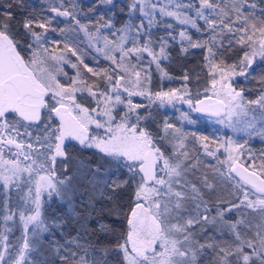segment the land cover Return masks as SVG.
Segmentation results:
<instances>
[{
    "label": "snow or ice",
    "instance_id": "snow-or-ice-1",
    "mask_svg": "<svg viewBox=\"0 0 264 264\" xmlns=\"http://www.w3.org/2000/svg\"><path fill=\"white\" fill-rule=\"evenodd\" d=\"M99 4L111 6L107 18L84 13L82 22L75 0L67 7L49 0L44 14L25 0L0 3V264H35L32 253L44 234L63 236L68 228L76 235L63 245L51 240L59 264H109L113 253L116 264H264V150L253 153L232 139L202 145L226 166V173L214 171L234 189V202L210 205L205 196L215 186L207 174L199 187L188 179L199 160L184 150L186 134L167 120L157 132L147 126L153 106L184 103L264 142V114L259 126L255 118L232 120L249 105L264 109V92L246 101L244 90L233 86L234 77L254 76L257 60L264 65V7H258L264 0H127L118 10L122 19L116 0ZM58 18H68L67 25L58 27ZM77 31L86 35L88 53L73 42ZM174 44L183 55L206 50L210 85L202 98L187 86L153 90V66L172 79L162 61ZM236 47L240 53L226 63L223 54ZM101 59L107 67H98ZM72 142L104 162L88 170L92 179L82 192L57 173L58 160L67 172ZM13 193H24L15 204ZM249 211L259 213L258 223L245 219ZM17 221L21 242L10 244L9 222Z\"/></svg>",
    "mask_w": 264,
    "mask_h": 264
},
{
    "label": "trees",
    "instance_id": "trees-1",
    "mask_svg": "<svg viewBox=\"0 0 264 264\" xmlns=\"http://www.w3.org/2000/svg\"><path fill=\"white\" fill-rule=\"evenodd\" d=\"M4 2V0H0V3ZM76 4L78 5L77 10L81 11L82 14L80 16L82 22L85 20L84 13L87 14L88 19H96L98 18V14H105V18H107V15H109V8L111 6L108 5H100L99 0H75ZM26 4H29L33 6L35 11L40 14H44L46 12L47 6L40 0H25ZM65 6H68L69 0H64ZM117 4V19H122V16L119 14V8H123L127 4V0H116ZM92 8V11H89V8ZM258 7H264V5H258ZM59 20L63 21L58 27H65L67 25L68 18H58ZM55 23V22H54ZM91 30V28H90ZM162 34V33H161ZM49 36H55L58 37L59 33L53 34L52 32H49ZM204 38H207L206 36ZM76 45H78L79 49L83 52L88 53V39L86 35L83 32L77 31L75 33V39L73 41ZM63 45H61L62 47ZM59 50V49H58ZM215 50V49H214ZM170 57L168 60L162 61V67L164 70L169 74V76L172 77L171 83H165L164 86H161L157 89H163L165 91L169 89H183L185 86L189 89L190 94L195 97L197 92L199 91L201 93V98L203 97V89L210 85V77L208 74V69L205 64L204 57L207 55L205 49H193L190 51L188 55H183L180 53L179 46L174 44L170 49ZM240 53V50L238 47L234 48L231 52H225L223 54V59L226 63H232L234 62L236 56ZM85 62L89 63L90 66L97 67V64L95 61H93L90 58V55H85ZM218 62V61H217ZM98 67H107L106 61L101 59L99 61ZM253 67L256 69V72L253 77L245 79L244 77H234L233 86L237 88V90L243 89V95L245 100H253L258 94H261L264 91V85L261 84V77L264 76V65H261L259 60L253 65ZM69 72V75H72V71L67 68ZM153 72V71H152ZM187 72L189 75V80L185 82L183 80L184 73ZM153 75H155L152 78V88L154 91L159 77L157 75V72H153ZM169 109L174 110V112L177 114L179 123L184 122L187 127L186 129H181L183 133L186 134V138L189 141V147H187V151L191 153L192 162H195L196 160H199V166L196 169V176H201L202 174L206 173L208 176L209 181L215 186V192L208 193L205 196V199L208 201L210 205L216 204L220 200H231L234 202V197L231 195V193L234 191L232 189L231 191L227 188H223L219 185V182L216 179L215 175V166L216 162L213 160L212 157L206 156L202 151V145L204 143L209 144L211 148H215L218 146L219 142L223 139H226L227 136L230 134V130L232 129L228 125L225 126L227 129L222 130L221 127H215L214 125L210 126V124H207L204 121H201L200 118H198L189 111L186 107H189V105L184 103H176L175 107L172 105L168 106ZM182 108V109H181ZM190 108V107H189ZM153 111L151 113V119L147 122V126L150 131L157 132L161 127L165 120H167L169 123H172L171 118L167 117L166 114H164L162 111L160 112L157 110L155 106H153ZM192 109V108H190ZM193 110V109H192ZM239 112V110H237ZM141 112H144V109H141ZM195 113H200L195 110H193ZM184 113H187L188 119L184 118ZM204 114V113H203ZM243 115H234L232 120L233 122L240 120ZM191 121V122H189ZM174 124L176 127H178L177 124ZM201 136H207V141H201L199 138ZM193 137V138H192ZM251 144V142H250ZM216 145V146H215ZM171 145L166 144V147L168 151L171 150ZM257 144L255 143V153L261 152V148H257ZM257 148V149H256ZM68 151V158L66 161V167L67 172H63L62 165L60 161H57V173L58 176L63 178L64 176H67L71 178V182L73 187L77 190V192L84 191V186L88 184L89 180L92 179V177L87 176V172L89 169L95 168L98 165L103 164V160L93 151V150H86L80 148L79 145H77L75 142H72V145L70 148L67 149ZM222 152H220L218 155H221ZM209 159V160H208ZM87 171L85 176L82 178L81 182H78L79 180L77 177H79L84 171ZM227 172V171H226ZM195 183V182H194ZM197 186H200V182L196 181ZM24 193H13L12 194V202L15 204L18 201V198L20 195H23ZM3 196L2 194H0ZM0 196V199L2 198ZM122 203L127 202V198L125 197L124 200L121 201ZM53 209L57 208L58 205L53 203L51 206ZM220 207H224V204H220ZM2 214V213H0ZM228 217L235 220L237 219V216L229 213L227 214ZM245 219L250 220L253 224L259 222V213H252V212H246L245 213ZM114 226L117 228L118 231H122L124 225L121 224H114ZM9 227H12V232L9 234V240L8 242L10 244H20L22 232L21 227L19 225V222L17 221L15 225L13 226L12 222H9ZM75 227V225H73ZM4 232V224L0 222V233ZM76 232L72 230V228H68L65 230L64 235L62 236L59 232L55 234V237L48 236V234H44V236L41 239V246L39 247L38 252L32 253V259L35 261V264H59L58 256L57 254L52 250V244L51 240L54 238L60 245L64 244L65 237L75 236ZM86 239L92 240L93 235L89 234L85 237ZM111 237H109V240ZM108 241H105V244H107ZM119 258L115 256L113 253L112 256L109 258V264H116V260ZM205 264H210V260H205Z\"/></svg>",
    "mask_w": 264,
    "mask_h": 264
},
{
    "label": "rangeland",
    "instance_id": "rangeland-1",
    "mask_svg": "<svg viewBox=\"0 0 264 264\" xmlns=\"http://www.w3.org/2000/svg\"><path fill=\"white\" fill-rule=\"evenodd\" d=\"M40 1L43 2L45 4V6H48L49 0H40ZM84 1H86V0H84ZM57 2H58V0H57ZM57 51H59V50L57 49ZM65 70H67V68H65ZM152 71L154 73L157 72L155 70L154 66H153V70ZM153 72H152V78L155 76V75H153ZM157 75L159 77V80H158V83H157V86H156L155 90H160V89H157V88H160L161 86H164L166 82L167 83H171L172 82V80H169L167 78H162L159 72H157ZM261 94H258V96H256L253 100L257 99L259 97V95H261ZM136 99L139 100L140 98H136ZM145 103H146V101H145ZM168 106L169 105L161 106V107L157 108V110H159L160 112L162 111L164 114L167 115L168 118L170 117L172 123H175V124L178 125L177 128L181 127V129H183V130L186 129L187 126L185 124H187V123H184V122H180L179 123V119H178L177 114L174 112V110L169 109ZM186 108L189 111H191L192 113H194V115L197 117V120H198V118H200L201 121H204L207 124H210L211 123V125H209V127L212 126V125H214L215 127H221L222 126V130L223 129L225 130L226 129L225 126L229 124V122L226 119H224V122L223 123L220 122L221 119H223V116H221V117H217V116H213V115L210 116V115L203 114V112L195 113L189 107H186ZM262 114H264V109H262L259 105H249L247 107V113H246V115H243L241 117L240 121L252 120L253 118H255V120L257 121V126H259V121L261 120ZM171 131L172 130H170V133H171ZM181 132L183 133L182 130H181ZM229 132H230V134L227 136V138L221 140L219 143H221V142H223L225 140H228V139H232V140L236 141L237 143L244 144L245 145V149H250L253 153H255L254 152L255 143L258 146L257 148H261L262 150H264V142H262L259 137H254L252 139H248L247 136L243 132L236 133V132L233 131V129H231ZM169 139H172L171 135L169 136ZM182 139L184 140V144H185V149L184 150H187L186 148L190 146L189 145V141L187 140L186 136L182 137ZM245 140H247V143L246 144H245ZM250 142H251V144H250ZM173 143H177V141L174 140ZM170 147H171V150H172V146H170ZM221 152H222L221 153L222 154L221 159H223L224 158V156H223V149H221ZM189 155L191 157V153H189ZM217 168L222 173H226V171H227L226 166H223V165L216 164L215 169H217ZM83 171L84 172L79 177H77L79 179V180H77L78 182H81L82 178L86 175L85 173L87 171H85V170H83ZM196 174H197L196 170H193V172L188 177V179L191 180L193 183L194 182L196 183V181H199L198 178L201 177V176H196ZM215 175H216V179L219 182V185L220 186H222L223 188H227L230 191L233 189V188L229 187V183L225 182L226 179H227L226 176H221V175L217 174L216 172H215ZM1 197L2 198L0 199V205H2V202H3V196H1Z\"/></svg>",
    "mask_w": 264,
    "mask_h": 264
},
{
    "label": "water",
    "instance_id": "water-1",
    "mask_svg": "<svg viewBox=\"0 0 264 264\" xmlns=\"http://www.w3.org/2000/svg\"><path fill=\"white\" fill-rule=\"evenodd\" d=\"M204 113L207 114V115H210V116L212 115V114H210L209 112H204ZM213 116H215V115H213Z\"/></svg>",
    "mask_w": 264,
    "mask_h": 264
}]
</instances>
